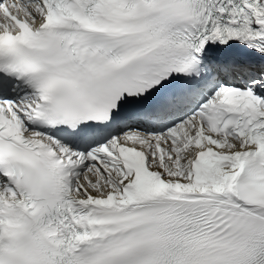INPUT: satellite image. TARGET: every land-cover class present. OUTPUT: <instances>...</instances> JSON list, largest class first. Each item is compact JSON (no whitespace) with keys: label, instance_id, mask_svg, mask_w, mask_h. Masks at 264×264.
Wrapping results in <instances>:
<instances>
[{"label":"snow or ice","instance_id":"1","mask_svg":"<svg viewBox=\"0 0 264 264\" xmlns=\"http://www.w3.org/2000/svg\"><path fill=\"white\" fill-rule=\"evenodd\" d=\"M0 264H264V0H0Z\"/></svg>","mask_w":264,"mask_h":264}]
</instances>
